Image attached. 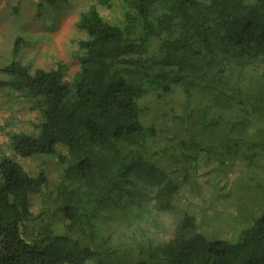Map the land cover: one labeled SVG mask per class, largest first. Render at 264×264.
<instances>
[{"label":"trees","instance_id":"1","mask_svg":"<svg viewBox=\"0 0 264 264\" xmlns=\"http://www.w3.org/2000/svg\"><path fill=\"white\" fill-rule=\"evenodd\" d=\"M117 1V24L98 11L112 9L115 0H95L79 16L85 38L70 81L61 66L31 73L13 60L1 70L0 90L21 98L39 122L36 134L10 133L9 154L0 151V264H264V216L244 222L232 240L210 241L197 212H181L174 200L200 159L256 167L255 141L245 136L255 117L264 123V0ZM156 91H179L200 122L190 140L180 142L191 171L188 166L173 177L163 168L169 147L160 156L151 152L154 130L141 123L138 102ZM211 111L215 118L206 121ZM218 125L210 134L215 140H196ZM45 158L62 172L48 206L40 201L38 217L58 211L63 224L35 230L29 239L27 228L38 218L33 202L49 186ZM20 160L39 161L33 175ZM144 189L152 191L158 212L179 219L168 241L154 243L140 231L127 249L119 242L112 250L104 249L111 240L97 239L94 230L89 247L57 235L64 227L90 225L119 198L142 202Z\"/></svg>","mask_w":264,"mask_h":264},{"label":"rangeland","instance_id":"2","mask_svg":"<svg viewBox=\"0 0 264 264\" xmlns=\"http://www.w3.org/2000/svg\"><path fill=\"white\" fill-rule=\"evenodd\" d=\"M95 5V0H0V81L4 80L1 70L13 60L26 66L31 73L35 70L45 72L62 67L64 79L70 81L79 70L81 52L78 42L85 36L77 28L79 16ZM100 16L110 24H117L121 10L117 0L112 9L98 7ZM158 42L152 41L155 49ZM17 48V53L14 51ZM141 123L144 127L154 130L149 141L150 151L160 156L162 150L169 147L164 170L169 176H175L179 169L190 170V161L182 156L180 142L190 140V132L195 133L200 122L185 104L179 91L163 93L161 91L146 94L139 102ZM214 111L208 112L206 121L215 118ZM191 115L188 127L186 119ZM39 115L16 94L0 90V151L9 154V134L16 132L37 133ZM218 126L212 131L196 136L198 142L213 141L210 135L219 132ZM187 128V130H186ZM248 141H255L250 154H255L256 167H243L242 164L230 159L223 167L218 164L206 163L203 160L193 163L192 175L188 183L175 195V205L183 208L181 212L198 214L197 224L204 230L210 241L232 240L241 232L244 222L251 218L264 216V123L258 118L251 120L248 126ZM260 142V143H259ZM173 143V144H172ZM178 144L180 149L172 147ZM187 144V143H186ZM187 154L192 153L188 150ZM26 170L33 175L39 161H22ZM49 177V186L44 198L33 202L32 212L40 214V201L46 199L47 206L54 196V187L62 169L53 159L42 162ZM224 193L229 197L220 198ZM146 198H135L134 203L119 198L115 205L96 212L90 225L60 229L57 235L83 246H90L94 230L97 239L109 238L111 241L104 249H114L120 242L128 248L133 238L140 239L137 232L143 231L154 243L166 242L173 237L178 224V217L173 214L161 213L155 209L152 191L144 189ZM53 195V196H52ZM227 203V204H226ZM43 204V205H44ZM233 206V209H227ZM177 207V210H178ZM227 209V210H226ZM194 210V211H193ZM49 216L38 217L34 225L28 226V237L34 236L47 226L63 224V218L57 211ZM52 215L54 216L52 218ZM51 216V217H50ZM35 222V223H34ZM104 230H98L99 227ZM59 230V229H58ZM64 230V231H62ZM100 243L99 240H96ZM90 264V263H89Z\"/></svg>","mask_w":264,"mask_h":264}]
</instances>
